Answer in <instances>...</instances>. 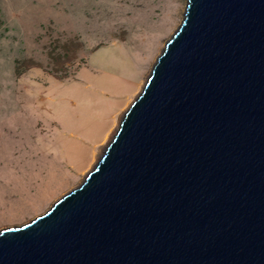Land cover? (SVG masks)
<instances>
[{
	"label": "water",
	"instance_id": "1",
	"mask_svg": "<svg viewBox=\"0 0 264 264\" xmlns=\"http://www.w3.org/2000/svg\"><path fill=\"white\" fill-rule=\"evenodd\" d=\"M0 264H264V0H187L97 163L0 230Z\"/></svg>",
	"mask_w": 264,
	"mask_h": 264
},
{
	"label": "rangeland",
	"instance_id": "2",
	"mask_svg": "<svg viewBox=\"0 0 264 264\" xmlns=\"http://www.w3.org/2000/svg\"><path fill=\"white\" fill-rule=\"evenodd\" d=\"M185 6L0 0V230L42 215L83 181Z\"/></svg>",
	"mask_w": 264,
	"mask_h": 264
},
{
	"label": "bare ground",
	"instance_id": "3",
	"mask_svg": "<svg viewBox=\"0 0 264 264\" xmlns=\"http://www.w3.org/2000/svg\"><path fill=\"white\" fill-rule=\"evenodd\" d=\"M185 2H186V4H187V0H185ZM115 132H116V131H114V132H113V134H112V136H111V138H110V139H112V138H113V136H114ZM100 154H101V153H100ZM99 156H100V155H99Z\"/></svg>",
	"mask_w": 264,
	"mask_h": 264
}]
</instances>
